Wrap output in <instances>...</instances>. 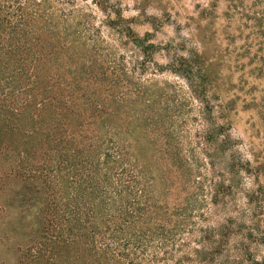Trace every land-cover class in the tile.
I'll list each match as a JSON object with an SVG mask.
<instances>
[{
    "label": "trees",
    "instance_id": "obj_1",
    "mask_svg": "<svg viewBox=\"0 0 264 264\" xmlns=\"http://www.w3.org/2000/svg\"><path fill=\"white\" fill-rule=\"evenodd\" d=\"M67 3L0 0V179L46 195L19 264H217L231 231L204 223L174 117L152 83L131 89L124 59L96 58ZM106 24L140 46L120 16Z\"/></svg>",
    "mask_w": 264,
    "mask_h": 264
},
{
    "label": "rangeland",
    "instance_id": "obj_2",
    "mask_svg": "<svg viewBox=\"0 0 264 264\" xmlns=\"http://www.w3.org/2000/svg\"><path fill=\"white\" fill-rule=\"evenodd\" d=\"M66 1L98 37L96 58L124 59L131 89L152 83L174 117L180 151L198 161L204 223L231 231L217 264H264V0ZM118 16L140 46L107 26ZM3 175L0 264H19L46 195L38 179Z\"/></svg>",
    "mask_w": 264,
    "mask_h": 264
}]
</instances>
